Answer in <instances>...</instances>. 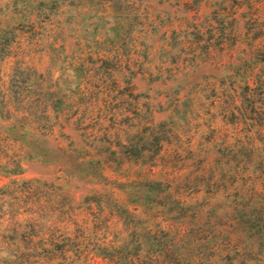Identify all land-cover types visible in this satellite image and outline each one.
I'll use <instances>...</instances> for the list:
<instances>
[{
	"label": "rangeland",
	"instance_id": "obj_1",
	"mask_svg": "<svg viewBox=\"0 0 264 264\" xmlns=\"http://www.w3.org/2000/svg\"><path fill=\"white\" fill-rule=\"evenodd\" d=\"M146 2L136 0L138 10L119 9L115 18L103 13L101 5L84 8L78 32L85 38H67L63 42V63L61 70L54 72V78H10L12 89H19L20 85L24 86L23 90H30V94L39 92L41 101L50 98L51 110L46 116L37 114L33 125L38 132L21 140L25 144L22 148L29 142L32 151L31 158L23 160V171L8 177L0 175V185L9 178L18 180L7 188V193H0V216L3 215L0 228L4 224L21 223L25 212L35 210L47 218L45 222L42 218L40 223L56 242L50 250V247L42 248L36 237L30 243L28 237L23 243L26 247H18L15 254L9 245L12 236L0 231V264L20 261L51 264L47 256L56 252L67 236L81 233L72 223L77 222L72 212H79L77 219H86L92 228L98 229L99 223L94 222L97 206L102 203L90 194L101 186L97 182L102 180L103 166L104 172L114 175L116 172L136 174L152 164L156 176L172 172L176 175L173 186L184 192L197 191L200 200L215 187L212 178L223 181L224 70H236L231 63L240 60L248 43L243 28L233 24L226 14L245 9V1L191 0L188 3L191 8L201 2L199 13L190 12L191 19L201 27V31L191 28L188 32L191 42L180 40L177 32L158 33L156 42H151L150 36L136 33L148 27L150 15L143 9ZM258 9L264 12V1ZM151 12L160 25L170 20L176 22V18L185 14L181 8L166 3ZM103 14L109 23L100 20L96 23L95 16ZM210 22L215 28L208 31L205 27ZM110 28L120 32L111 41L101 35L104 29L110 35ZM230 28L235 31L236 39L224 41ZM132 35L139 36L136 42H131ZM163 36L165 40L161 39ZM51 55L48 60L53 61L54 54ZM151 66L154 68L150 74L143 72ZM164 77L170 81L160 83ZM176 93L180 103L170 118L165 112ZM151 119L162 120L158 132H171L170 142L155 157L151 152L155 146L143 139ZM143 146L149 151L135 160L133 153ZM126 157L132 161L120 167L118 160ZM108 160L113 161L108 163ZM32 177L39 181H21ZM27 185L31 189L23 191L21 188ZM116 194L122 197L121 193ZM100 195L107 196L103 192ZM35 227L26 226V237L35 232ZM32 245L35 247L27 248ZM68 259L74 260L73 264H85L73 254Z\"/></svg>",
	"mask_w": 264,
	"mask_h": 264
},
{
	"label": "trees",
	"instance_id": "obj_2",
	"mask_svg": "<svg viewBox=\"0 0 264 264\" xmlns=\"http://www.w3.org/2000/svg\"><path fill=\"white\" fill-rule=\"evenodd\" d=\"M146 1L143 9L150 15L148 27L135 32L150 36L151 42L159 40L158 33L169 31L177 32L180 40L191 42L188 33L191 28L201 31L200 24L191 19L190 13H199L201 2L191 8L188 6L191 0ZM244 1L245 9L237 14H226L233 24L243 28L248 43L240 60L231 63L236 70H224L223 181L212 178L215 187L200 200L197 191L184 192L174 187L176 175L172 172L156 176L152 164L136 174L116 172L114 175L104 172L103 166L100 169L102 180L97 182L101 186L90 194L102 203L97 206L98 216L94 222L99 223L98 229L92 228L86 219H77L79 212H72L77 220L72 223L81 233L67 236V241L47 256L51 264H73L74 260L68 261L72 254L85 264H264V12L258 9L264 0ZM100 3V0H0V68L6 67L0 71L1 176L23 171V160L30 159L32 151L29 142L22 148L25 144L21 140L25 135L38 132L33 125L36 115L46 116L51 110L50 98L41 101L39 92L30 94V90H23L24 86L20 85L19 89H12L10 78H54V72L61 70L63 63V42L67 38H85L78 32L84 8L101 5L103 13L114 18L119 9L138 8L136 0ZM162 3L174 4L185 14L176 18V22L170 20L160 25L151 11ZM105 17L104 14L95 16L96 23L98 20L109 23ZM214 28L212 22L205 27L208 31ZM101 35L108 36L111 41L120 32L110 28V35L105 29ZM225 35L224 41L236 39L233 28ZM164 36L161 39L165 40ZM136 37L139 36L132 35L131 42H136ZM51 54H54L53 61L48 60ZM152 68L143 72L150 74ZM168 81L166 77L160 79L163 84ZM179 103L180 97L176 93L165 115L171 118ZM161 121L151 119L143 137L155 146L151 150L153 157L170 142L171 132L157 131ZM218 149L216 146L215 150ZM146 151L148 148L143 146L135 154L132 152L136 155L135 160L143 157ZM130 161L126 157L118 163L124 168ZM17 181L9 178L0 185V193H7V188ZM21 181L39 180L32 177ZM31 187L27 185L21 189L27 191ZM102 192L107 196L100 195ZM42 218L44 222L47 219L44 214L30 210L25 212L21 223L4 224L0 228L12 236L9 245L13 246L15 254L18 247H26L23 243L28 237L30 243L36 237L42 248L53 249L56 240L47 232L48 228H42ZM2 224L3 215L0 216V226ZM26 226L37 228L26 237Z\"/></svg>",
	"mask_w": 264,
	"mask_h": 264
}]
</instances>
